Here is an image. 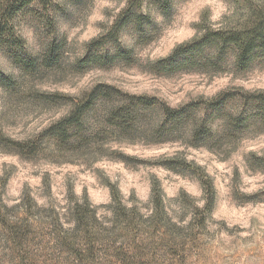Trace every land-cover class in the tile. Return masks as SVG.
I'll use <instances>...</instances> for the list:
<instances>
[{"label":"rangeland","instance_id":"obj_1","mask_svg":"<svg viewBox=\"0 0 264 264\" xmlns=\"http://www.w3.org/2000/svg\"><path fill=\"white\" fill-rule=\"evenodd\" d=\"M125 7L126 0H53L50 10L35 6L18 16L27 53L42 57L57 38L63 59L55 68L27 72L0 46V72L13 80L12 86L0 83L2 135L36 138L72 108L70 101L54 103L42 94L78 98L98 83L157 95L173 106L226 89L264 90L260 63L246 71L151 69L209 27L245 26L264 0H175L168 13L146 3L154 27L143 26L142 35L129 26L121 37L133 63L77 70L88 42L107 32ZM227 129L234 132L208 145H193L188 132L163 143L101 134L74 150L44 139L30 157L0 142V264H124L123 256L142 264H264V126ZM173 161L200 165L213 180L214 208L205 221L195 211L206 198L198 175L163 164ZM153 193L162 195L160 214ZM76 205L94 214L79 224Z\"/></svg>","mask_w":264,"mask_h":264},{"label":"trees","instance_id":"obj_2","mask_svg":"<svg viewBox=\"0 0 264 264\" xmlns=\"http://www.w3.org/2000/svg\"><path fill=\"white\" fill-rule=\"evenodd\" d=\"M146 3L168 13L173 9L175 0H126V7L109 30L88 42L86 53L76 62L77 70L92 65L107 67L118 62L133 63V50L122 44L121 37L129 26L140 29L142 35L146 32L143 26L154 27L151 14L144 11ZM35 6L50 10L53 0H0V46L11 50L15 61L27 72L41 67L55 68L63 59L62 46L57 38L50 42L42 57L27 53L26 40L19 32L16 20L21 13L33 10ZM49 24L52 29L55 28L52 21ZM257 63L264 64V8L243 27H209L196 38L179 44L168 56L153 62L151 69L156 73H175L190 68L219 72L233 66L246 71ZM0 83L12 86V77L0 72ZM42 96L54 103L70 101L72 108L34 139L15 140L0 133V142L23 156L37 154L44 139L74 150L88 146L101 134L119 133L136 138L139 136L149 143H163L176 141L184 132H188L193 145H208L234 132H229L227 127L239 132L243 126L252 123L264 126V90L226 89L213 97H199L178 106L157 95L130 93L109 83H98L78 98L60 94ZM99 109H102V114L96 118ZM93 117L95 122L87 126ZM163 164L172 170L185 166L198 175L206 198L204 205H197L195 211L204 213L201 217L205 221L215 202L211 177L202 166L188 161ZM112 196L121 205V195L116 188L112 190ZM161 197L160 193H153L159 214L163 210ZM120 208V214L132 221L126 208ZM88 212L94 214L76 205L74 213L77 223H84ZM122 258L124 264H142L132 257Z\"/></svg>","mask_w":264,"mask_h":264}]
</instances>
